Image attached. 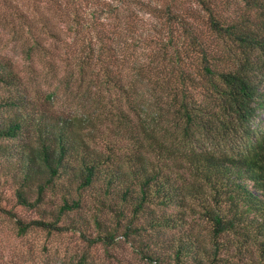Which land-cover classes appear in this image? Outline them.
Returning <instances> with one entry per match:
<instances>
[{"label":"trees","instance_id":"1","mask_svg":"<svg viewBox=\"0 0 264 264\" xmlns=\"http://www.w3.org/2000/svg\"><path fill=\"white\" fill-rule=\"evenodd\" d=\"M0 28L28 56L69 36L62 80L97 106L69 115L0 93V138L19 140L0 142V158L15 202L40 213L24 220L0 197L18 233L78 231L106 251L123 236L152 264H264V135L251 126L264 110V0H0ZM19 81L0 52V83ZM105 128L123 139L97 145ZM238 138L234 154L198 144Z\"/></svg>","mask_w":264,"mask_h":264},{"label":"rangeland","instance_id":"2","mask_svg":"<svg viewBox=\"0 0 264 264\" xmlns=\"http://www.w3.org/2000/svg\"><path fill=\"white\" fill-rule=\"evenodd\" d=\"M22 37V36H21ZM63 41L47 43L48 49H34L28 56L25 51L26 42L23 38H12V35L0 28V52L11 59L20 75L16 87L0 83V93H7L20 89L34 100V105L40 108L47 106L57 112L73 114H93L97 109L94 98L83 96V86H78L76 81L66 83L62 75L66 71L61 57L67 52L73 55L72 47H66L70 37L63 34ZM70 43V42H69ZM70 45H74L73 42ZM70 84V85H69ZM53 93V94H52ZM51 94V96H49ZM47 109V108H46ZM96 118V117H95ZM254 129L253 138L264 135V110L260 111L252 120ZM104 138H96L97 145L103 146L104 139L121 138L116 131L103 129ZM122 136V135H121ZM18 139H1L0 142H17ZM245 142V140H243ZM236 140H211L200 141L198 144L206 145L219 152L230 154L238 153L245 148L244 142ZM0 158V197L4 207L11 209L18 217L24 220L40 216L39 210L27 208L15 202L11 166L7 167ZM57 199L56 195L49 196ZM87 200L90 197H86ZM46 206V205H45ZM50 206V203L47 205ZM89 209L83 207L81 214L86 215ZM77 216L78 214L72 213ZM198 227L203 231L207 226L202 223ZM81 253L87 255L89 264H152L141 259L135 252L133 245L123 236H118V242L110 245L105 250L100 242L89 243L80 232L72 231H46L37 227H29L23 234L18 233L14 218L0 211V264H66ZM232 263L235 259L231 258ZM236 264H254L244 257ZM231 264V263H230Z\"/></svg>","mask_w":264,"mask_h":264}]
</instances>
